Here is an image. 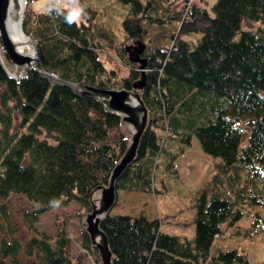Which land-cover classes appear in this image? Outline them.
<instances>
[{
    "label": "trees",
    "instance_id": "trees-1",
    "mask_svg": "<svg viewBox=\"0 0 264 264\" xmlns=\"http://www.w3.org/2000/svg\"><path fill=\"white\" fill-rule=\"evenodd\" d=\"M77 1L83 17L69 23L67 7L53 19L26 0L22 28L39 62L19 78L0 63V218L9 221L11 195L31 203L24 213L29 231L40 214L71 202L90 210V192L107 184L130 135L97 96L132 87L140 69L124 45L141 39L140 96L149 119L116 191L155 194L161 157L169 154L165 168H174L192 135L218 161L194 200L192 240L164 233L159 218L113 212L116 193L99 221L112 264H264L237 250L212 253L221 226L243 216L241 202L264 204V0H180L170 13L175 0H121L128 11L118 36L97 9ZM88 85L92 94L82 92ZM17 235L10 228L0 237L9 264H81L69 253L64 226L53 237ZM78 245L101 264L85 228Z\"/></svg>",
    "mask_w": 264,
    "mask_h": 264
},
{
    "label": "rangeland",
    "instance_id": "rangeland-1",
    "mask_svg": "<svg viewBox=\"0 0 264 264\" xmlns=\"http://www.w3.org/2000/svg\"><path fill=\"white\" fill-rule=\"evenodd\" d=\"M45 1L31 0V5L34 9H42ZM86 1L92 8L97 9L100 19L109 22L113 35L118 36L123 33L121 19L128 11V3L121 0ZM175 2L170 5L169 13L181 6V2L178 4ZM58 4L68 8L67 16L71 12L81 9L77 0H63ZM81 17H83L82 12L76 22ZM187 37L190 40L195 39V35L192 34L186 35ZM129 42H132V39L126 43ZM119 116L121 118L122 115ZM122 125L125 129L132 130L129 124L124 122ZM168 148L169 151H172L175 146L169 144ZM168 155L161 157V164L156 171L155 184L158 191L153 194L117 190V203L112 211L130 212L132 215L144 213L150 218H159L164 233L192 240L194 237V200L200 188L215 172V163L218 159L203 151L195 135L191 136L190 143L185 145L173 160L174 168H165L164 163L167 164L170 161ZM99 196L100 190H95L91 194L90 200L98 201ZM7 201L10 223L7 224L9 221L5 222L0 218L2 221L0 222V228H2L0 237L8 235L10 228H17L19 234L17 236L22 241L41 233H47L53 237L56 230L64 226L71 240L69 253L73 259H81V264H97L95 257L88 251L80 249L78 245L80 232L85 228L86 214L90 210L86 211L80 204L71 202L63 208H55L40 214L37 221L34 222V229L29 231L25 224L24 213L31 207V203L20 195H11ZM240 207L243 216L233 226H229V224L221 226L219 234L213 240L212 253L237 250L245 254L249 261L263 263L264 231L261 225H258L257 220L260 216L264 217V204H250L243 201ZM95 239L99 241L98 237ZM23 259L27 263L26 257ZM0 264H9V262L0 256Z\"/></svg>",
    "mask_w": 264,
    "mask_h": 264
},
{
    "label": "water",
    "instance_id": "water-1",
    "mask_svg": "<svg viewBox=\"0 0 264 264\" xmlns=\"http://www.w3.org/2000/svg\"><path fill=\"white\" fill-rule=\"evenodd\" d=\"M25 4L26 0H0V63L7 74L14 78L21 77L28 68H36L39 62L33 43L22 28ZM145 47L141 39H135L124 45L129 59L137 62L140 69V76L132 83V87L106 88L102 90L104 95L97 96L109 112L122 115L121 122L129 124L132 128V130L129 129V145L114 165L107 184L96 186L90 192L91 196L93 191L99 189L100 201L99 206L96 207L89 200L90 211L85 217V230L91 243L97 248L101 264H112V253L106 235L99 228L100 217L113 206L117 193L115 182L134 160L139 140L148 124V111L140 96V88L146 82V58L142 55ZM95 90L94 86L88 85L82 92L92 94ZM132 96L138 99L139 107L131 106ZM139 112L143 113L142 118H139ZM97 236H100L99 241L95 239Z\"/></svg>",
    "mask_w": 264,
    "mask_h": 264
},
{
    "label": "bare ground",
    "instance_id": "bare-ground-1",
    "mask_svg": "<svg viewBox=\"0 0 264 264\" xmlns=\"http://www.w3.org/2000/svg\"><path fill=\"white\" fill-rule=\"evenodd\" d=\"M130 104H131V106H133V107H139V102H138V99L136 98V97H134V96H132L131 97V99H130ZM138 116H139V118H142V116H143V113L142 112H139L138 113ZM99 201H100V196H99V198H98V201L97 200H95V201H93L94 202V204L96 205V207L97 206H99ZM97 214V213H96ZM104 215H101V217H103ZM98 218L100 217L99 215L97 216ZM101 217H100V219H101ZM87 232V231H86ZM89 236V235H88ZM98 237V240H99V237L100 236H97ZM90 239V238H89ZM91 242V241H90ZM92 244V243H91ZM93 245V244H92ZM94 246V245H93ZM95 247V246H94ZM97 249V248H96Z\"/></svg>",
    "mask_w": 264,
    "mask_h": 264
},
{
    "label": "clouds",
    "instance_id": "clouds-1",
    "mask_svg": "<svg viewBox=\"0 0 264 264\" xmlns=\"http://www.w3.org/2000/svg\"><path fill=\"white\" fill-rule=\"evenodd\" d=\"M83 9H77L76 11L71 12V14L67 17L69 23L76 21Z\"/></svg>",
    "mask_w": 264,
    "mask_h": 264
},
{
    "label": "built area",
    "instance_id": "built-area-1",
    "mask_svg": "<svg viewBox=\"0 0 264 264\" xmlns=\"http://www.w3.org/2000/svg\"><path fill=\"white\" fill-rule=\"evenodd\" d=\"M56 1H59V0H56ZM47 11L49 13L54 12V3H49V5L47 6Z\"/></svg>",
    "mask_w": 264,
    "mask_h": 264
},
{
    "label": "crops",
    "instance_id": "crops-1",
    "mask_svg": "<svg viewBox=\"0 0 264 264\" xmlns=\"http://www.w3.org/2000/svg\"><path fill=\"white\" fill-rule=\"evenodd\" d=\"M45 3V2H44ZM36 10H40V9H36Z\"/></svg>",
    "mask_w": 264,
    "mask_h": 264
}]
</instances>
